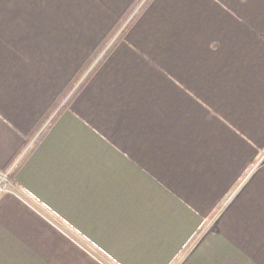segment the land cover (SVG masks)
Masks as SVG:
<instances>
[{"label": "crops", "instance_id": "1", "mask_svg": "<svg viewBox=\"0 0 264 264\" xmlns=\"http://www.w3.org/2000/svg\"><path fill=\"white\" fill-rule=\"evenodd\" d=\"M0 0V264H264V0ZM81 82V81H79Z\"/></svg>", "mask_w": 264, "mask_h": 264}, {"label": "trees", "instance_id": "2", "mask_svg": "<svg viewBox=\"0 0 264 264\" xmlns=\"http://www.w3.org/2000/svg\"><path fill=\"white\" fill-rule=\"evenodd\" d=\"M150 1L151 0H133L130 6L123 12L122 15L118 17L114 25L105 35V37L101 40L95 50L89 55V57L85 60L80 69L75 73V75L67 83L65 88L57 96L53 104L50 106L47 114H45L43 120H46V118H48L53 113V111L61 104V102L65 98H67V101H69L79 91L84 82L94 71L96 64L107 55V53L116 43V41L125 34L130 25L136 20V18L145 9V7L149 4ZM97 59L98 62L85 75V73Z\"/></svg>", "mask_w": 264, "mask_h": 264}, {"label": "built area", "instance_id": "3", "mask_svg": "<svg viewBox=\"0 0 264 264\" xmlns=\"http://www.w3.org/2000/svg\"><path fill=\"white\" fill-rule=\"evenodd\" d=\"M13 188L12 182L10 180V171H0V198L5 193L11 191Z\"/></svg>", "mask_w": 264, "mask_h": 264}]
</instances>
